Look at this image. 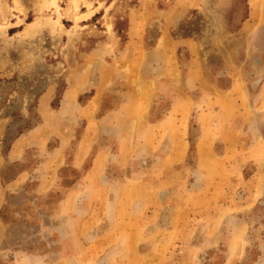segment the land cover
<instances>
[{
    "label": "rangeland",
    "instance_id": "obj_1",
    "mask_svg": "<svg viewBox=\"0 0 264 264\" xmlns=\"http://www.w3.org/2000/svg\"><path fill=\"white\" fill-rule=\"evenodd\" d=\"M100 64L92 110L71 87ZM0 119L6 153L44 125L2 171L30 182L0 264H264V0H0Z\"/></svg>",
    "mask_w": 264,
    "mask_h": 264
},
{
    "label": "crops",
    "instance_id": "obj_2",
    "mask_svg": "<svg viewBox=\"0 0 264 264\" xmlns=\"http://www.w3.org/2000/svg\"><path fill=\"white\" fill-rule=\"evenodd\" d=\"M77 71H75V76L77 74ZM92 71L94 72V78L87 79L83 82L79 81L77 79L76 82H74L72 84L71 89L76 87V89L78 91V93H77L78 96L80 93H83V91H85L88 88L95 89L94 96L91 97L88 104L86 105V108L89 109L91 107V109L93 110V108L96 105H99V103L101 102L102 99H100V98L102 97L103 91L109 85L111 87H113L115 85L116 78H119V79H121V78L119 76L117 77L116 75H114V68L111 67V64H110V67H109V65H106V64H103V65L100 64L99 66H97L96 69H94ZM70 94H71V92H70ZM81 109L83 112H81L80 114L83 115V118L85 120H87L88 126H90L92 128L93 121L96 119L94 116V112H89L85 116L84 115L85 109L84 108H81ZM111 118H112V113L106 115V117H104V119H103V123H105L107 120H109ZM107 126L108 125H103L102 128H103V130L108 132L109 129ZM43 129H44V125H41L37 129H34V130L28 132L27 134L18 136L17 138H15L11 147L8 149V151L6 153L5 151L2 150V147H1L2 141L4 140V134H3V122L0 119V147H1L0 148V239L1 240H2V238L4 239V237L6 235V231L9 230V227L11 226L9 223H7L5 221V219L1 215V211L3 210V208L6 205H8L7 194L9 192L20 191L24 185H26L28 182H30V173H28V171L21 170L14 177L9 178V180L4 179V174H2V171L4 170L5 166H7L10 161L14 162V161L20 160L28 148H30L33 145H38V143L34 139H38L37 135ZM47 141H48V139H47ZM47 141H46V143H47ZM65 146H66V142L63 143L61 141L60 145L49 150V153L47 156L50 159L49 162H52V160L54 161V157H55V159H58V162H57L58 164L55 165V168H57L59 165H61V157L64 153ZM102 160H104V163H103V166L101 167L100 165H101ZM110 162H111V155L107 152V150H102V151L98 152V154L96 155V159H94V162H93V165H92V168H91V171L89 172V174L88 175L86 174V175L81 177V179L78 183V187H79L78 189L81 190L82 186H84V185L88 184L90 181H92L89 177L95 175L96 173L103 172L104 168H106ZM37 181H38L37 182L38 191H40V192L48 191L49 188H51L55 183L54 178H50V177L43 178L40 181L37 179ZM63 203H65V202H62V204L61 203L58 204L59 214L63 212L62 208H61L64 205ZM59 207H60V210H59ZM13 213H15V217L23 216L22 212H19V210L15 211ZM18 221H20V220H18ZM25 223L27 225L32 224V226H33V222L25 221ZM20 238H21L20 239L21 243L16 244V246L13 247V248H15L14 249L15 251H18L19 249H23L25 247V245L22 242L23 238L22 237H20ZM19 251L25 255V257H22L23 258L22 261L24 262L25 259L29 257V253L22 252V250H19Z\"/></svg>",
    "mask_w": 264,
    "mask_h": 264
},
{
    "label": "bare ground",
    "instance_id": "obj_3",
    "mask_svg": "<svg viewBox=\"0 0 264 264\" xmlns=\"http://www.w3.org/2000/svg\"><path fill=\"white\" fill-rule=\"evenodd\" d=\"M33 27H34V24L32 26H29V28H27V33H30L33 30ZM29 30H31V31H29Z\"/></svg>",
    "mask_w": 264,
    "mask_h": 264
},
{
    "label": "trees",
    "instance_id": "obj_4",
    "mask_svg": "<svg viewBox=\"0 0 264 264\" xmlns=\"http://www.w3.org/2000/svg\"><path fill=\"white\" fill-rule=\"evenodd\" d=\"M20 134L22 133V132H19Z\"/></svg>",
    "mask_w": 264,
    "mask_h": 264
}]
</instances>
